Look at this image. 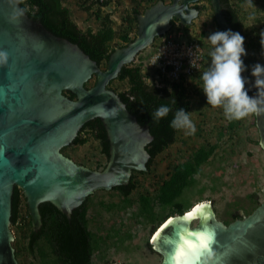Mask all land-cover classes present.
I'll use <instances>...</instances> for the list:
<instances>
[{
  "label": "water",
  "instance_id": "water-1",
  "mask_svg": "<svg viewBox=\"0 0 264 264\" xmlns=\"http://www.w3.org/2000/svg\"><path fill=\"white\" fill-rule=\"evenodd\" d=\"M198 1L157 0L145 8L137 16L136 36L116 47L106 67H101L78 44L30 18L19 0H0V51L7 53L0 60V264H19L10 228L15 186L23 191L37 230L42 224L41 203L50 201L70 216L96 190L128 184L134 170L147 171L146 146L154 138L149 125L138 122L108 85L124 65L164 35L173 20L191 25L200 12L194 5ZM209 3L218 26L236 32L223 0ZM241 75L254 96L257 89L251 71ZM92 77L95 83L87 86ZM66 90L76 98L66 95ZM95 117L103 122L110 142V157L103 169L79 164L61 151ZM255 123L264 149V114L255 115ZM201 205V211L196 207L190 213L192 208L174 214L153 230L150 243L162 256L160 264H175L170 258L172 245L163 242L174 227H164L169 218L184 223L185 234H215V244L201 254L198 264H264V199L247 215L238 210L242 217L228 224L217 219L210 203ZM157 232L160 236L153 237ZM188 240L198 242L192 235Z\"/></svg>",
  "mask_w": 264,
  "mask_h": 264
},
{
  "label": "rangeland",
  "instance_id": "rangeland-1",
  "mask_svg": "<svg viewBox=\"0 0 264 264\" xmlns=\"http://www.w3.org/2000/svg\"><path fill=\"white\" fill-rule=\"evenodd\" d=\"M81 1L65 0L64 3L71 9L73 19L81 28L91 26L97 29L99 21L83 10ZM228 2L240 16L246 39L260 41L259 33L264 30V0H253L255 7H250L248 0H228ZM147 3L143 1V5ZM134 4L136 2L133 0H114L107 7L117 32L125 28L126 23L123 22V18ZM197 6L200 11L198 16L187 28L184 26L185 32L200 39L205 49L201 69L187 81L191 100L190 117L196 126V132L194 135H186L184 130H180L177 140L155 157L150 171L136 177L138 187L130 195L134 203L124 205L119 191L114 189H99L86 198L89 227L101 237L93 255L96 264L161 263L162 256L150 243L152 229L156 228L159 220L149 223L143 216L135 214L139 206L136 197L145 188L153 190L157 181L170 172L171 166L177 160L188 157L202 143H217V149L201 166V172L195 176L194 186L185 191L184 198H189L191 203L201 201L210 203L217 219L224 222L233 221L231 217L238 210L242 209L244 215L251 213L250 210L256 206V202L259 205L264 199V149L260 145L255 114L242 119L235 129V134L230 135L227 128L228 120L224 117L222 108H212L207 105L206 97L202 92L200 75L210 64L209 52L212 49L207 37L216 32V25L209 0H199ZM174 26H177V22ZM203 31L206 32L205 35L202 34ZM135 34H137L136 29L131 28L129 35ZM120 43L122 41L118 37L111 42L113 46ZM256 53L259 60L264 57V49L256 50ZM137 56L133 61L135 64H137ZM106 65L105 62L102 63L103 67ZM94 82L95 77H92L87 82V86L93 85ZM126 87L127 82L119 80H114L110 85L115 91ZM220 131L223 132L222 136ZM62 150L75 162L90 168L99 169L106 163L100 144L93 137L84 144L67 145ZM249 195L253 198L250 199ZM108 205L110 208L107 207ZM10 228L14 235L12 245L19 264H42L37 252L26 250V241L20 238L18 229L12 224ZM114 232L116 233L112 234Z\"/></svg>",
  "mask_w": 264,
  "mask_h": 264
},
{
  "label": "trees",
  "instance_id": "trees-1",
  "mask_svg": "<svg viewBox=\"0 0 264 264\" xmlns=\"http://www.w3.org/2000/svg\"><path fill=\"white\" fill-rule=\"evenodd\" d=\"M19 1L30 18L40 21L55 35L78 44L84 52L102 65L103 62L107 64L110 54L116 47L124 46L133 40L136 34L130 36L129 30L135 28L137 32L138 14L157 0H145L148 2L145 5H143L144 0H133L136 4L123 18V22L126 24L120 32L114 28L111 13L107 9L114 0L81 1L80 5L83 10L89 12L99 21L97 29L91 26L85 29L81 28L73 19L71 9L64 3L65 0ZM223 2L228 21L236 32L245 38L244 47L247 54L242 56L245 70L251 71L252 66L257 63L264 66V57L259 60L256 53V50L262 49L260 41L246 39L239 14L229 4L228 0H223ZM175 22L177 21L173 20L172 24L174 25ZM214 22L216 31H225L218 26L215 18ZM187 27L185 26V28ZM202 34L205 35L206 32L203 31ZM117 37L121 39L122 43L113 46L111 42ZM114 80L127 82L125 89L116 92L128 110L136 116L138 122L149 125L154 137L146 146L150 153L147 163L148 171H134L128 184L113 187L114 190L119 191L123 204L127 205L134 203V199L130 195L138 187L136 177L139 174L149 172L155 157L177 140L180 130L171 128L170 122L175 111L179 108H184L190 114L191 100L185 78L159 87L147 81L141 64L132 62L124 65L118 76L109 82V87ZM65 93L71 98L76 97L71 91H65ZM253 93V91H248L250 96ZM162 105L170 107L171 111L166 117L154 121L151 114ZM241 120H228L227 128L230 135L235 134V129ZM222 135L223 132L220 131V136ZM90 137L100 141L101 153L107 158L109 156L108 139L104 125L98 117L87 121L82 126L74 143L84 144L89 141ZM216 149L217 143L205 142L199 145L188 157L177 160L171 166L170 172L157 181L153 190L145 188L138 193L136 200L139 206L135 214L143 216L149 223L159 220L157 227L164 219L188 211L195 203H191L189 198H184L185 191L194 186L195 176L201 172V166L209 160ZM249 197L250 199L253 198L252 195ZM87 201L88 199L76 207L70 216H67L50 201L41 203L39 209L42 224L39 229L34 230L25 195L19 187L15 186L12 195L11 224L20 232V238L26 241V250L33 253L37 252L42 264H96L93 261V255L101 237L89 227ZM257 206L256 202V206L251 210L249 209L250 212ZM107 207L110 208V205ZM162 213L163 215H161ZM238 217L240 215L237 211L233 213L231 218L234 220ZM225 222L229 223L228 220ZM154 229L155 227L152 232ZM106 264L115 263L107 262Z\"/></svg>",
  "mask_w": 264,
  "mask_h": 264
},
{
  "label": "clouds",
  "instance_id": "clouds-1",
  "mask_svg": "<svg viewBox=\"0 0 264 264\" xmlns=\"http://www.w3.org/2000/svg\"><path fill=\"white\" fill-rule=\"evenodd\" d=\"M248 5L255 7L253 0H248ZM259 35L264 49V30ZM207 40L212 46L209 52L210 64L200 75L207 105L222 108L224 117L229 121L264 114V66L259 63L252 66L251 76L255 78L253 87L257 89L254 96L248 94L246 80L241 75L245 71L242 56L247 54L245 38L239 32L229 30L213 32ZM6 58L7 53L0 51V60ZM170 111V107L162 105L151 114L152 119L159 121ZM170 127L184 130L186 135H194L196 132V126L184 108L175 111Z\"/></svg>",
  "mask_w": 264,
  "mask_h": 264
},
{
  "label": "built area",
  "instance_id": "built-area-1",
  "mask_svg": "<svg viewBox=\"0 0 264 264\" xmlns=\"http://www.w3.org/2000/svg\"><path fill=\"white\" fill-rule=\"evenodd\" d=\"M104 1V0H100ZM205 49L200 39L184 30L177 22L164 35L141 51L137 64H141L146 79L156 86L194 76L202 67Z\"/></svg>",
  "mask_w": 264,
  "mask_h": 264
},
{
  "label": "snow or ice",
  "instance_id": "snow-or-ice-1",
  "mask_svg": "<svg viewBox=\"0 0 264 264\" xmlns=\"http://www.w3.org/2000/svg\"><path fill=\"white\" fill-rule=\"evenodd\" d=\"M202 205L197 206L196 211L202 210ZM202 214V212H201ZM192 214H189L191 218ZM174 225L171 237L164 235L163 242L172 245L173 256L170 257L175 260V264H198L201 254L210 251L213 244H215V234L208 233H189L182 232L184 223L169 221L164 227ZM160 236V233H157ZM195 237L197 243H192L188 240V236Z\"/></svg>",
  "mask_w": 264,
  "mask_h": 264
},
{
  "label": "flooded vegetation",
  "instance_id": "flooded-vegetation-1",
  "mask_svg": "<svg viewBox=\"0 0 264 264\" xmlns=\"http://www.w3.org/2000/svg\"><path fill=\"white\" fill-rule=\"evenodd\" d=\"M165 1H167V2H171L172 0H165ZM196 7H198L197 6V3L196 4H194ZM172 26H173V24H172ZM101 67H103L102 65H101ZM96 79V78H95ZM95 83V82H94ZM93 83V84H94ZM86 85H87V83H86ZM92 86V85H91ZM66 91H68V90H66ZM64 93H65V91H64ZM66 94V93H65ZM67 95V94H66ZM76 96V95H75ZM76 98V97H75ZM103 123V122H102ZM104 125V124H103ZM257 127V126H256ZM104 128H105V126H104ZM81 130V129H80ZM79 130V131H80ZM106 130V129H105ZM257 131H258V133H259V130H258V128H257ZM79 133V132H78ZM78 135V134H77ZM106 135H107V133H106ZM260 135V134H259ZM77 137V136H76ZM260 138V137H259ZM107 139H108V136H107ZM75 140V139H74ZM98 142H99V144H100V141L98 140V139H96ZM108 144H109V156L106 158V164H107V162H108V160H109V157H110V142H109V139H108ZM69 145H76V143H74V141H73V143H71V144H69ZM100 149H101V145H100ZM61 151L63 152V150H62V148H61ZM67 156V155H66ZM105 156V155H104ZM148 163V162H147ZM105 164V165H106ZM105 165L102 167V168H99V169H103L104 167H105ZM95 169H98V168H95ZM148 170V169H147ZM134 171H136V170H134ZM133 171V172H134ZM132 175H133V173H132ZM113 189V188H112ZM224 222V221H223ZM226 223V222H225ZM226 224H228V223H226Z\"/></svg>",
  "mask_w": 264,
  "mask_h": 264
},
{
  "label": "bare ground",
  "instance_id": "bare-ground-1",
  "mask_svg": "<svg viewBox=\"0 0 264 264\" xmlns=\"http://www.w3.org/2000/svg\"><path fill=\"white\" fill-rule=\"evenodd\" d=\"M197 203V202H196ZM194 204L191 208H192V210L191 211H189L188 213H190V212H192L197 206H199V205H201V204H203V203H206V201H201V202H198L197 204ZM194 218L195 217H193V218H191L190 220H192V221H194ZM172 218H169L167 221H169V220H171ZM167 221H165L164 222V224L163 225H166V222ZM161 229V228H160ZM160 231V230H159ZM158 233V232H157ZM157 234L155 233L154 235H153V237H155ZM154 239V238H153Z\"/></svg>",
  "mask_w": 264,
  "mask_h": 264
}]
</instances>
